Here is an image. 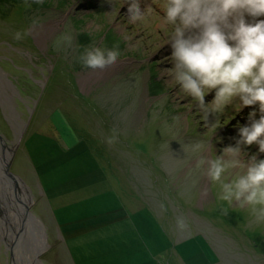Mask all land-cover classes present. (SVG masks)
I'll list each match as a JSON object with an SVG mask.
<instances>
[{
	"label": "rangeland",
	"instance_id": "rangeland-1",
	"mask_svg": "<svg viewBox=\"0 0 264 264\" xmlns=\"http://www.w3.org/2000/svg\"><path fill=\"white\" fill-rule=\"evenodd\" d=\"M145 5L147 19L135 24L126 0L114 6L108 0H45L31 8L21 0L3 5L6 17L0 12V156L9 163L3 172L22 178L15 182L33 198L26 214L40 220L47 241L38 257L43 264H264V223L238 206L222 215L219 185L196 166V154L181 150V144L203 141L207 155H220L235 146L237 126L248 123L253 109L237 113L229 106L216 129L215 116L204 121L166 71L173 67L170 29L159 5L141 0ZM33 17L43 29L14 39ZM62 34L73 37L71 47L54 46ZM88 43L106 49L119 44L121 55L115 66L86 80L92 70L78 58ZM10 57L38 83L26 96L18 89L19 72L7 67ZM50 76L53 85L44 90ZM113 128L118 136L109 144ZM244 150L249 156L259 151L255 144ZM51 151L62 155L52 162ZM178 217L186 230L178 228ZM27 224L36 243L40 226ZM6 231L0 227V264H13L7 245L13 230Z\"/></svg>",
	"mask_w": 264,
	"mask_h": 264
},
{
	"label": "clouds",
	"instance_id": "clouds-1",
	"mask_svg": "<svg viewBox=\"0 0 264 264\" xmlns=\"http://www.w3.org/2000/svg\"><path fill=\"white\" fill-rule=\"evenodd\" d=\"M45 0H23L26 8L43 5ZM113 6L118 0H108ZM130 23L144 22L148 7L141 0H126ZM162 13V24L169 31V57L172 68L166 69L179 90L191 98L204 121L215 116L212 128L231 106L238 113L245 107L253 110L246 125H238L235 146L228 145L220 155L209 156L203 141L181 144L182 152L197 155L196 166L204 167L206 178L219 185L217 200L222 202V215L238 206L247 210L257 224L264 223V0H153ZM36 29H43L33 17L29 29L17 31L13 38L21 40ZM73 37L62 34L54 46L71 47ZM119 44L112 49L85 46L79 62L85 70H105L120 57ZM214 93L206 102L205 97ZM259 116V118H257ZM175 119V118H174ZM108 143L115 142L118 130L112 129ZM258 146V153L249 156L244 149ZM228 177H232L229 179ZM206 194V193H205ZM163 209V205L161 206ZM181 231L188 225L177 218Z\"/></svg>",
	"mask_w": 264,
	"mask_h": 264
},
{
	"label": "bare ground",
	"instance_id": "bare-ground-1",
	"mask_svg": "<svg viewBox=\"0 0 264 264\" xmlns=\"http://www.w3.org/2000/svg\"><path fill=\"white\" fill-rule=\"evenodd\" d=\"M103 72L104 70L92 71L88 73L85 79L89 80L102 75ZM6 161L7 156H0V227L3 229L4 225L5 230H13L7 244L14 252L13 264H43L38 255L40 250L47 246V241L43 238L40 220L31 212L26 214L27 205L32 203L33 198L24 186L25 184L15 182V179L21 181L22 178L16 176L9 177L6 171L5 173L3 172L5 164L8 163V161ZM14 183L20 185L16 187V190L13 185ZM35 221H37L40 227H37L39 238L37 237L36 243H33L27 222L30 223ZM16 231H20V238L19 233L17 234L18 238L14 237ZM12 243L17 246H11Z\"/></svg>",
	"mask_w": 264,
	"mask_h": 264
},
{
	"label": "trees",
	"instance_id": "trees-1",
	"mask_svg": "<svg viewBox=\"0 0 264 264\" xmlns=\"http://www.w3.org/2000/svg\"><path fill=\"white\" fill-rule=\"evenodd\" d=\"M17 1H21V0H0V12H1V14L3 15V16H7V14H8V12H9V10L8 9H6V8H4L3 7V5L4 4H6V3H8L10 6H12L13 5V3H15V2H17ZM36 5V4H35ZM34 4H33V6H35ZM35 8V7H34ZM106 25H108L109 26V24L107 23ZM107 28V27H106ZM112 29V28H111ZM91 35V34H90ZM91 40L89 39V42H90ZM90 43H88L86 46H88ZM89 47V46H88ZM1 61H3V60H1ZM6 63H8V65H7V67H9V68H11V66L14 68V69H16L18 72H19V76H18V78H17V85H18V89H19V91H20V93L22 94V95H24V96H26V95H28L29 93H31L30 92V90H31V85H36V86H38V83H36L35 82V79H34V77L33 76H31V74L29 73V71L28 70H22V69H20V68H18L16 65H15V63L16 62H14L12 59H11V57H10V59H6V61H5ZM4 63V62H3ZM2 63V64H3ZM18 64V63H17ZM4 66H6L5 64H3ZM11 65V66H10ZM53 81V79H51V76L49 77V79H48V82H47V85H46V87H45V89L44 90H46L47 89V87H49V86H51V85H53V84H51V82ZM153 91H157L156 90V88L154 87L153 88ZM18 104H19V108H25V103H24V101L23 100H21V99H19L18 98ZM37 105H38V103H37ZM37 107V106H36ZM36 109L37 108H35V110L33 111V113H32V118H31V121L33 120V118L35 117L34 116V113H35V111H36ZM36 115V114H35ZM29 129V128H28ZM28 132H29V134L31 133L29 130H28ZM28 134V135H29ZM27 137L28 136H26V139H27ZM27 141V140H26ZM45 149H48L49 150V148L48 147H46ZM62 151H64V149L62 150ZM65 152V151H64ZM85 153V152H84ZM62 155V152L61 151H55V152H53L52 153V151L50 152V156H49V160H51L52 162H55L56 160H57V158L59 157V156H61ZM55 160V161H54ZM66 166V164H64V165H62L61 167L62 168H64ZM264 250V249H263Z\"/></svg>",
	"mask_w": 264,
	"mask_h": 264
},
{
	"label": "water",
	"instance_id": "water-1",
	"mask_svg": "<svg viewBox=\"0 0 264 264\" xmlns=\"http://www.w3.org/2000/svg\"><path fill=\"white\" fill-rule=\"evenodd\" d=\"M6 167H7V169L9 168V163H8V165Z\"/></svg>",
	"mask_w": 264,
	"mask_h": 264
}]
</instances>
